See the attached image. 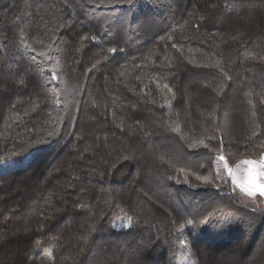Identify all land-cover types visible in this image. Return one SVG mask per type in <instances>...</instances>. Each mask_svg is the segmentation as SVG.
<instances>
[{"label": "trees", "instance_id": "trees-1", "mask_svg": "<svg viewBox=\"0 0 264 264\" xmlns=\"http://www.w3.org/2000/svg\"><path fill=\"white\" fill-rule=\"evenodd\" d=\"M262 153L264 0H0V264H264Z\"/></svg>", "mask_w": 264, "mask_h": 264}, {"label": "rangeland", "instance_id": "rangeland-1", "mask_svg": "<svg viewBox=\"0 0 264 264\" xmlns=\"http://www.w3.org/2000/svg\"><path fill=\"white\" fill-rule=\"evenodd\" d=\"M222 154H219L215 160V169L216 171H221L223 173V175H229L230 176V180L232 182L233 177H232V173L235 174L236 176V180L237 183L233 184L234 188L238 190L237 195L240 196L241 202L242 201H247L250 202V204L252 206H254L255 208H263L264 209V196H260L259 192L257 191L256 195L253 197H249L247 196V194L243 191H241L240 189V185L244 182L245 177L247 176V169L252 167L255 168L254 164L251 163H245L246 161L248 162H258V161H254V160H250V159H242L239 161V163L235 164V165H231L225 158L224 161H220L218 159V157H220ZM184 182L188 185H192L193 183L190 181V179H188L186 176L183 177ZM198 184V183H197ZM123 212H119L118 215L115 218V224L118 227H125V225L128 226V220L126 219V216L124 214H122ZM203 222H201L199 224V227H202ZM47 246V245H46ZM46 246L41 245V250L43 251L42 254L46 255L49 253V249L46 248ZM179 264H193L192 259L185 253L182 257V259L180 260Z\"/></svg>", "mask_w": 264, "mask_h": 264}, {"label": "snow or ice", "instance_id": "snow-or-ice-1", "mask_svg": "<svg viewBox=\"0 0 264 264\" xmlns=\"http://www.w3.org/2000/svg\"><path fill=\"white\" fill-rule=\"evenodd\" d=\"M128 3H131L132 0H127ZM27 48L28 46L25 45ZM29 52L31 53L32 58L38 59L40 57H44V52H37L34 48H29ZM113 51H115L113 49ZM59 78V73L53 71L51 73V81L50 82H56ZM21 83H24L23 80H21ZM167 87V86H166ZM220 161H224L225 157L221 155L218 157ZM3 160H0V163H2ZM245 163H251L255 165V168H248L247 169V176L244 179V182L240 185L241 191L245 192L247 196L253 197L256 195L257 191L259 192L260 196H264V153L261 154V158L258 162H248ZM233 177V184L237 183L236 176L234 173H232ZM127 227V225H125Z\"/></svg>", "mask_w": 264, "mask_h": 264}]
</instances>
